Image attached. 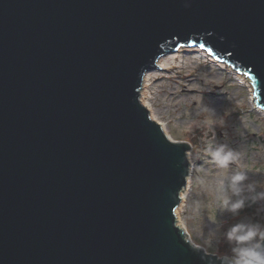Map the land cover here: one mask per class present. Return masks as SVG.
<instances>
[{"label": "water", "instance_id": "95a60500", "mask_svg": "<svg viewBox=\"0 0 264 264\" xmlns=\"http://www.w3.org/2000/svg\"><path fill=\"white\" fill-rule=\"evenodd\" d=\"M179 47L264 109V0H0V264H219L177 224L190 146L139 97Z\"/></svg>", "mask_w": 264, "mask_h": 264}, {"label": "rangeland", "instance_id": "374dc122", "mask_svg": "<svg viewBox=\"0 0 264 264\" xmlns=\"http://www.w3.org/2000/svg\"><path fill=\"white\" fill-rule=\"evenodd\" d=\"M193 57L192 53L184 54L181 62L166 72L150 71V94L144 96L142 89L141 97L152 105L154 117L170 137L189 143L188 153L199 157V170L191 171L185 197L176 210L177 220L194 245L219 256V249L227 251V245L221 236L223 229L217 231V222H224L227 227L235 220L218 210L216 188L230 171L241 170L264 189V115L251 104L253 90L234 79L228 69ZM210 129L218 142L227 143L240 153L229 168H218L207 158L206 142L213 135ZM254 218L264 219V213ZM213 232L216 236L209 245L207 238Z\"/></svg>", "mask_w": 264, "mask_h": 264}, {"label": "clouds", "instance_id": "9594fccd", "mask_svg": "<svg viewBox=\"0 0 264 264\" xmlns=\"http://www.w3.org/2000/svg\"><path fill=\"white\" fill-rule=\"evenodd\" d=\"M185 3V7H188ZM223 124V120L219 121ZM213 135L206 142L205 153L207 158L218 168H229L237 161L240 153L227 143H220ZM208 133H205L207 136ZM185 159L188 161L189 170H199L196 160L198 156L189 153ZM184 163L183 160L180 161ZM200 183H203L201 180ZM216 200L220 212L229 213L235 220L227 227L224 222H217V231L223 229L221 236L227 245V251L219 254V264H264V219H256L264 213V189L258 188L255 182L250 181L245 171L233 170L221 179L216 188ZM255 208L256 212L249 215L246 209ZM216 233L210 234L207 243ZM201 247L197 245V248Z\"/></svg>", "mask_w": 264, "mask_h": 264}, {"label": "bare ground", "instance_id": "6f19581e", "mask_svg": "<svg viewBox=\"0 0 264 264\" xmlns=\"http://www.w3.org/2000/svg\"><path fill=\"white\" fill-rule=\"evenodd\" d=\"M191 53L194 55L193 58H196L197 60H200L198 58H202V59L204 58L205 61L210 62L212 65L217 66L219 69H222V68H224L223 70H227L228 69L229 71L228 70L227 71L231 75H233V74L235 75V76L233 75L234 79H236L238 82L240 80V82H239L240 84L247 85L248 87L251 88V91L253 90V88H252L253 85H252L251 81L249 80V78L247 76H245L242 73H238L237 71H235L234 69H232L228 65L217 61L215 58H213L212 56L208 55L203 50H201L200 48H197V47H179L176 51H173L171 53H168V54H165V55L161 56L157 60L158 68L154 69V73H157L159 71H165L166 72L167 70H172L179 63V61L181 62V60L184 58V54H191ZM173 64L175 65L174 67L172 66ZM151 71L153 72V70H151ZM149 74H150V71L145 74V77H144L143 83H142V87L139 90L140 101L149 110V114L152 116V118L160 125L162 130L170 137V135L168 134L167 130L165 129V126L154 117V113H153V111L151 109L152 105L148 101H143L144 97H141L142 89H143V93L142 94L144 96L148 97V95L150 94L149 91H148V89L150 87L149 86V82H148ZM236 77H238L239 79H237ZM147 82H148V84H147ZM251 104H252L253 108L256 111H258V112H260L261 114L264 115V109L256 107V99L253 97V91H252V96H251ZM172 140H174V139H172ZM188 184H189V182H188ZM188 186L189 185H187V188L181 194V197H182L181 201L185 197L184 195H185L186 190L188 189ZM177 208L175 209V211L177 210ZM176 217H177V215H176ZM177 224L182 229V231H184V233H185L186 232V228L184 226H182L179 223L178 220H177Z\"/></svg>", "mask_w": 264, "mask_h": 264}, {"label": "trees", "instance_id": "16d2710c", "mask_svg": "<svg viewBox=\"0 0 264 264\" xmlns=\"http://www.w3.org/2000/svg\"><path fill=\"white\" fill-rule=\"evenodd\" d=\"M255 208H249V209H246L245 212H247L249 215H253L255 213ZM258 219V218H256ZM220 251L218 252L219 254L222 253V252H225L226 250L225 249H219Z\"/></svg>", "mask_w": 264, "mask_h": 264}]
</instances>
